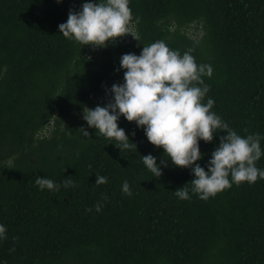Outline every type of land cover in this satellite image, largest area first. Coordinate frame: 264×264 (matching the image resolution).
Wrapping results in <instances>:
<instances>
[{
	"label": "trees",
	"instance_id": "obj_1",
	"mask_svg": "<svg viewBox=\"0 0 264 264\" xmlns=\"http://www.w3.org/2000/svg\"><path fill=\"white\" fill-rule=\"evenodd\" d=\"M84 2L0 0V224L7 229L0 262L264 264V180L201 200L190 168L167 161L160 177L146 168L141 155L159 165L163 149L135 122L118 121L136 146L120 151L82 119L85 107L103 106L112 84L123 83V54L163 40L212 66L203 80L213 112L242 137H264V0H130L140 21L134 37L92 53L58 29ZM223 135L200 141L196 163L206 171ZM260 144L264 152V138ZM256 166L264 169V155ZM37 176L59 190H40ZM96 176L107 183L96 185ZM181 187L190 199L175 195Z\"/></svg>",
	"mask_w": 264,
	"mask_h": 264
},
{
	"label": "clouds",
	"instance_id": "obj_2",
	"mask_svg": "<svg viewBox=\"0 0 264 264\" xmlns=\"http://www.w3.org/2000/svg\"><path fill=\"white\" fill-rule=\"evenodd\" d=\"M129 4L130 0H86L78 11H69L66 22L58 25L59 33L81 47H106L126 34L134 37L135 26L140 21L139 17L133 19ZM119 69L123 70V83L112 84L108 90L111 99L103 106L83 109L82 119L96 130V135L114 139L120 151L129 149L135 145L118 121L123 117L135 122L148 142L163 149L165 159L159 165L152 154L141 155L146 168L159 177L167 161L190 168L194 175L191 191L201 200L206 201L233 184L264 180V169L256 166L264 155L260 144L264 137L259 133L242 137L212 111L214 100L208 98L205 102L210 88L203 77L211 78L213 68L210 64H197L191 49L181 54L169 48L165 41L157 40L144 45L139 55L123 54ZM80 130L89 137L85 128ZM219 132L225 135L219 137L206 171L196 163L203 159L200 141L210 143ZM34 183L42 191H58L60 187L45 176H37ZM105 183L107 177L96 176V185ZM69 184L70 181H65V186ZM122 192L132 194L127 181L122 184ZM174 192L179 199H190L187 188ZM94 207L97 212L101 210L100 204ZM6 233L5 225L0 224V241L7 238Z\"/></svg>",
	"mask_w": 264,
	"mask_h": 264
},
{
	"label": "rangeland",
	"instance_id": "obj_3",
	"mask_svg": "<svg viewBox=\"0 0 264 264\" xmlns=\"http://www.w3.org/2000/svg\"><path fill=\"white\" fill-rule=\"evenodd\" d=\"M190 32H192V33L195 32V27L194 26L191 27ZM129 38H131V34H126V35H124L122 37H118L117 39H119V40H129ZM86 48H87L88 53L89 52L92 53V52L95 51V49H97V47H94V46H91V45L86 46Z\"/></svg>",
	"mask_w": 264,
	"mask_h": 264
}]
</instances>
